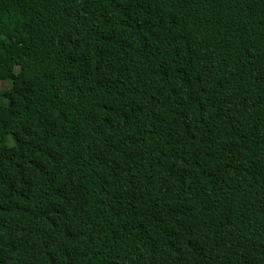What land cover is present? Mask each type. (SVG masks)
<instances>
[{
    "label": "trees",
    "instance_id": "obj_1",
    "mask_svg": "<svg viewBox=\"0 0 264 264\" xmlns=\"http://www.w3.org/2000/svg\"><path fill=\"white\" fill-rule=\"evenodd\" d=\"M1 83L0 264H264V0H0Z\"/></svg>",
    "mask_w": 264,
    "mask_h": 264
},
{
    "label": "rangeland",
    "instance_id": "obj_2",
    "mask_svg": "<svg viewBox=\"0 0 264 264\" xmlns=\"http://www.w3.org/2000/svg\"><path fill=\"white\" fill-rule=\"evenodd\" d=\"M2 86H4V83H1V84H0V88H1ZM8 142H9V144H10V139H8Z\"/></svg>",
    "mask_w": 264,
    "mask_h": 264
}]
</instances>
